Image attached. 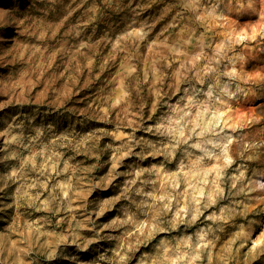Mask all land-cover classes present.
<instances>
[{
    "label": "rangeland",
    "instance_id": "obj_1",
    "mask_svg": "<svg viewBox=\"0 0 264 264\" xmlns=\"http://www.w3.org/2000/svg\"><path fill=\"white\" fill-rule=\"evenodd\" d=\"M0 264H264V0H0Z\"/></svg>",
    "mask_w": 264,
    "mask_h": 264
},
{
    "label": "bare ground",
    "instance_id": "obj_2",
    "mask_svg": "<svg viewBox=\"0 0 264 264\" xmlns=\"http://www.w3.org/2000/svg\"><path fill=\"white\" fill-rule=\"evenodd\" d=\"M54 178V177H53ZM86 207V206H85ZM58 218V217H57ZM23 220V219H22ZM70 225V224H69Z\"/></svg>",
    "mask_w": 264,
    "mask_h": 264
}]
</instances>
